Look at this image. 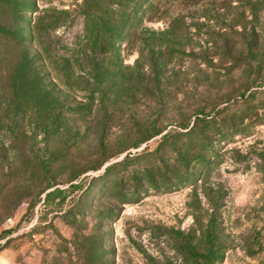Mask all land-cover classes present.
Returning <instances> with one entry per match:
<instances>
[{
	"label": "rangeland",
	"instance_id": "374dc122",
	"mask_svg": "<svg viewBox=\"0 0 264 264\" xmlns=\"http://www.w3.org/2000/svg\"><path fill=\"white\" fill-rule=\"evenodd\" d=\"M0 264H264V0H0Z\"/></svg>",
	"mask_w": 264,
	"mask_h": 264
},
{
	"label": "trees",
	"instance_id": "16d2710c",
	"mask_svg": "<svg viewBox=\"0 0 264 264\" xmlns=\"http://www.w3.org/2000/svg\"><path fill=\"white\" fill-rule=\"evenodd\" d=\"M111 24L112 23L109 20V18H106V19L104 18V19L99 20L97 23H94L92 27L91 26L88 27L86 29V34H85V43L86 44L91 43V42L94 43L100 35H102V36L107 35L108 36V34H111L110 33L111 28L113 27V26H111ZM206 117H207V115H204L202 117H197L196 119L205 121L207 119ZM181 128L186 129L185 132H187V131H191L193 129V126L188 127L187 125H181ZM172 136H173V134L168 132V133H165L162 137H163V139H167V138L172 137ZM52 191L47 192L45 194V197L48 198L51 195Z\"/></svg>",
	"mask_w": 264,
	"mask_h": 264
}]
</instances>
